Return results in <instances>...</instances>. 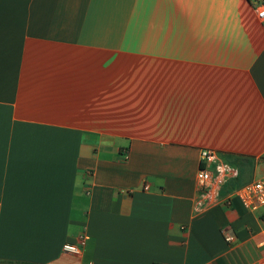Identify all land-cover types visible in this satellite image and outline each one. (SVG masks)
I'll list each match as a JSON object with an SVG mask.
<instances>
[{
	"label": "crops",
	"instance_id": "obj_1",
	"mask_svg": "<svg viewBox=\"0 0 264 264\" xmlns=\"http://www.w3.org/2000/svg\"><path fill=\"white\" fill-rule=\"evenodd\" d=\"M201 151L237 170L211 205ZM263 175L247 0H0V264H261L264 208L226 201Z\"/></svg>",
	"mask_w": 264,
	"mask_h": 264
},
{
	"label": "built area",
	"instance_id": "obj_2",
	"mask_svg": "<svg viewBox=\"0 0 264 264\" xmlns=\"http://www.w3.org/2000/svg\"><path fill=\"white\" fill-rule=\"evenodd\" d=\"M247 1L252 6L257 20L264 23V0ZM200 162L201 166L196 173L198 190L197 202L202 205H211L216 202L217 188L223 184L226 179L236 177L237 170L219 163L218 157L211 151H201ZM210 166L214 167V172L209 170ZM143 188L148 189V186L145 185ZM231 197L238 200V202L250 212H257L261 208H264V175L257 180L235 189L226 201L227 204H230ZM222 235L227 244L233 243L235 240L234 232L230 226L222 228ZM85 244V236L80 235L75 239L74 243L64 244L62 251L79 256ZM261 264H264V259Z\"/></svg>",
	"mask_w": 264,
	"mask_h": 264
},
{
	"label": "trees",
	"instance_id": "obj_3",
	"mask_svg": "<svg viewBox=\"0 0 264 264\" xmlns=\"http://www.w3.org/2000/svg\"><path fill=\"white\" fill-rule=\"evenodd\" d=\"M4 264H9V263H4ZM16 264H27V263H16Z\"/></svg>",
	"mask_w": 264,
	"mask_h": 264
}]
</instances>
